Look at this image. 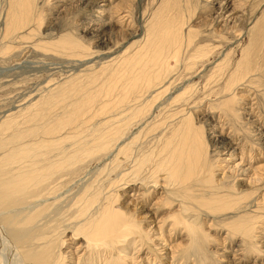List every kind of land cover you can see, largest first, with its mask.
Returning a JSON list of instances; mask_svg holds the SVG:
<instances>
[{
  "label": "bare ground",
  "instance_id": "1",
  "mask_svg": "<svg viewBox=\"0 0 264 264\" xmlns=\"http://www.w3.org/2000/svg\"><path fill=\"white\" fill-rule=\"evenodd\" d=\"M84 1L90 9L98 0ZM230 1L215 19H234L230 32L244 37L248 13L243 11L246 20L237 17L240 9L229 11ZM126 3L107 5L120 13V22L130 12L123 9ZM177 3L180 12L168 6L170 13L147 28L135 49L109 59L99 74L51 88L27 108L23 121L13 113L1 121L0 222L19 249L21 264H196L208 258H214L210 264L220 259L244 264L225 256L227 248L212 247L213 240L217 245L226 241L214 232L218 227L238 236L237 251L253 257L261 249L256 241L264 239V131L258 139L251 130L255 137L249 139V120L239 121L248 104V95L239 90L248 89L260 74L262 62L254 60L259 44H247L233 61L231 52L217 61L208 36L191 23L194 0ZM8 5L3 38L24 42L40 26L35 0H9ZM113 17L98 12L95 25L101 33L113 29ZM215 32L224 37L222 30ZM124 35L123 40L132 37ZM47 44L73 57L90 53L72 35L28 47L48 51ZM214 60L199 88L192 81ZM181 63L185 73L175 78ZM180 79L186 83L182 87ZM162 99L160 108L156 104ZM155 105L160 109L149 123ZM192 105H206L210 113L229 118L228 139L220 135L229 123L220 124L219 118L214 124L220 134L213 131L219 135L217 148L229 147L223 158L219 150L216 157L210 155L205 126ZM3 128L11 129L4 137ZM210 140L215 142V136ZM115 150V168L95 169L93 180L72 190L66 202L60 190L83 171L86 159L106 152L109 157Z\"/></svg>",
  "mask_w": 264,
  "mask_h": 264
},
{
  "label": "rangeland",
  "instance_id": "2",
  "mask_svg": "<svg viewBox=\"0 0 264 264\" xmlns=\"http://www.w3.org/2000/svg\"><path fill=\"white\" fill-rule=\"evenodd\" d=\"M122 1L128 2L126 3L125 7H123V9L129 10L130 12L126 11L128 14V16L124 18L126 20L120 22L118 18L120 13L113 12L110 5L108 7L107 5L110 2L113 8L114 5L119 4ZM177 1L178 0H98L92 6V8L85 9L86 3L84 0H35L36 14L39 13V17L41 18L37 20V22L40 23V26L38 29L34 30V34L31 35V38L24 42H15L11 40H5L3 38V20L5 19V12H7L8 9L7 6H9V0H0V123L9 113H13V118L16 120L23 121V114L27 108L33 102L39 100L44 94L47 95L49 90L58 84H62L71 78L79 77L82 79L91 73L99 74L101 72L102 65L108 62L109 59L117 57V55H120L124 51H132L135 49L137 44L134 43H140L146 38L145 36L147 28H150L155 20H158L163 15L170 13L167 8L168 6L171 7V9L174 8V12L176 10L180 12L182 5L178 4ZM194 2L196 4V11L194 17L191 19V23L192 25H197L200 27V29H202V36H208L209 40L206 42L208 44L211 43L213 49L215 48V51H218L219 53L216 55L214 52L210 56L216 55L217 61L229 52H231L230 57L233 61L239 56L241 49L247 46V44L249 47L253 43L259 44V51L254 57V60H260L262 62V66L259 71L260 74L259 77H256L255 75V82L252 84L250 83V85L248 84V89L246 88L239 90L243 94L248 95V104L244 105L247 110L243 115L239 114V121L242 122L243 116L245 118V120L243 119L244 122L249 120L248 124H246L249 128L248 131L250 130V135H248L249 139L250 136L255 137V132H251V130H256L257 136L255 138L261 139L263 138V135L260 132L264 131V0H231L227 4L229 6V11L234 12L233 9H240L237 12V17L244 19L243 11L246 10L244 12L248 13V33L246 32L244 37L235 36L233 32H230L231 29L229 28L233 26L235 21L234 19L231 20L229 18V21H226V19H219V21H216L215 19V17H218L221 13V8L225 6L226 0H194ZM169 3H172V5ZM102 10H104L106 17L114 16L113 19L115 24L113 29L106 31L108 33H101L98 30V25H95L97 24L95 22L99 20L98 12H101ZM126 12H122L121 15H126ZM122 29L123 31L126 30L124 33H127V35L131 34L132 37L127 40H123V36L125 35L123 31H121ZM219 29L224 32L223 38H221L219 35L217 36V33L215 32ZM227 31L229 32V36L227 35ZM251 32L253 34H251ZM121 34H123V36ZM64 35L74 36L75 39L81 41L84 45L90 48L88 52L93 54L88 56L90 53H84L81 54L79 58L77 55V57L75 55L73 57V55L70 53L64 54L62 52L60 53L58 51L51 50L49 48V46L52 47L50 44L45 46L48 51L40 48L33 49L28 47L31 46V44L37 42L44 43L53 40L57 41ZM219 44L222 45L220 46ZM3 45H6V48ZM86 54L88 57H86ZM216 60L212 61L213 63L210 61L209 63L211 64L206 63V66L204 65L201 67L202 69L200 68L201 72L196 74L197 79L195 77V79L192 81L196 82V86L202 88V86L206 83L209 76L208 74L213 71L215 65L214 62ZM181 66L182 63L179 64V69L177 66V71L175 70L174 72L176 75H174L175 78H178L181 75V77H183L185 70L184 67L182 66V68ZM181 80L182 79L178 80L177 84H181ZM184 84L186 83L182 82L180 87H182ZM242 87L245 88V86ZM162 101L163 99L161 102ZM158 103L156 105H160L159 107L161 108L163 106V102ZM156 105L154 106L156 109L153 107L151 111L152 114L149 113L151 115L148 117H151L148 120L149 123L152 118V120H154V114H156V111L160 109L158 108L157 110ZM199 106L200 105H192L194 111L193 109L191 111H193V113L195 112V117L197 116L198 120H201L205 126V138L207 143L208 140L210 141L208 148L209 153L211 156L214 155L216 157L217 153L219 152L218 156L220 155V157L223 158L224 156L222 153L228 151L229 147L227 146L228 148L225 150L226 145L224 146L223 144L222 148H217L216 144L218 145L219 143L217 139H219L220 134L217 132V130L214 131V124H218L220 120L219 118H221L222 121L220 124H226L227 122L228 125L230 122L228 120L229 118L220 117V113L218 112L210 113L211 111L209 112V109L206 107V105H204V107ZM177 107L178 106L173 107L174 109L172 108V110H175ZM196 108H198V110ZM200 108L202 109L200 110ZM240 112H242V110ZM148 122H144L143 126H145ZM230 123L228 127L226 125L228 129L226 128L225 132L221 133V138L225 137L224 139H228L226 135H229L232 129L229 128L231 125ZM1 131V136L4 137L10 133L11 129L3 128ZM213 131L219 135L213 134ZM214 136L216 141L211 143L210 139L214 138ZM261 143L264 145V140ZM213 144H215V146H213ZM221 145L222 144H220V146ZM250 147L251 146L249 145V148ZM214 149H216V151H214ZM211 150H213V152ZM114 152L116 153V150L109 152V157L111 160H107L109 157L108 152H106L107 155H104V153L101 156L97 155L95 157H91L90 159L87 158L86 160L88 163L87 161H85L84 165L82 164L83 162L81 163L84 167L83 171L86 172L84 173L81 171L80 173L74 175L72 179H70V181L68 180L60 190V193L63 191L61 194L66 199V202L70 200H68L70 195L75 194L76 190L81 188V185L84 186L87 184V182H89V180L90 182L93 180L92 175H94L98 169H108L112 166L115 168L114 166L116 163L112 161L115 157ZM97 157L99 159H96ZM111 161L113 164H111ZM81 164H79L77 168H83ZM95 169L97 171L94 173ZM72 190L75 192L73 193ZM120 193H122V191ZM56 205L57 204H55V206ZM232 219L233 216L230 220ZM227 221H229V218H227ZM0 226V264H21V260H19V249H17L18 247L15 246V243L11 242L12 240L10 237H8L9 235L7 236L8 233H6L7 230L4 228V225L1 223ZM214 232L216 235L222 237V239H225L226 241L225 243L217 245L213 240L211 243L212 247L215 244L216 247L219 246V248H221L222 246L223 248H227L226 251L229 253H225L224 255L228 258H240L241 261H244V264H264V239H261V243L258 241L259 238L257 239L256 243H259V247L261 249L257 253L255 252L252 257L250 254L245 255L242 253V251H237V249H239V239H237L238 236L228 233L221 227H218ZM214 232H212V234H215ZM229 244L231 247H227ZM207 245L208 244H206V246ZM210 246L211 245H208L207 247ZM66 247L67 244H64L62 245L61 249L66 250ZM220 251L222 250L220 249ZM143 253L146 252L144 251ZM143 253L141 252L140 255L145 258L146 255ZM210 259L213 261L214 258ZM210 259L208 258L205 263V260H202L203 263H200L199 260L196 262V264H210ZM220 260H218L216 264H222ZM190 263L193 264L194 262H189V264Z\"/></svg>",
  "mask_w": 264,
  "mask_h": 264
}]
</instances>
